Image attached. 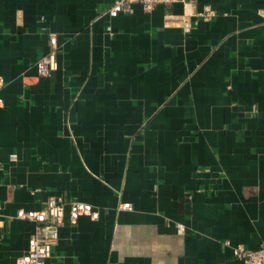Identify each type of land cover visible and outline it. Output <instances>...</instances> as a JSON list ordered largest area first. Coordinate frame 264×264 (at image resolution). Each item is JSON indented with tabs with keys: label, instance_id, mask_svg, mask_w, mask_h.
I'll use <instances>...</instances> for the list:
<instances>
[{
	"label": "crops",
	"instance_id": "0c3cea01",
	"mask_svg": "<svg viewBox=\"0 0 264 264\" xmlns=\"http://www.w3.org/2000/svg\"><path fill=\"white\" fill-rule=\"evenodd\" d=\"M113 1L0 0V264L51 196L47 264H243L264 242V0Z\"/></svg>",
	"mask_w": 264,
	"mask_h": 264
},
{
	"label": "built area",
	"instance_id": "2783aa9c",
	"mask_svg": "<svg viewBox=\"0 0 264 264\" xmlns=\"http://www.w3.org/2000/svg\"><path fill=\"white\" fill-rule=\"evenodd\" d=\"M189 0H114L108 9L110 16H117L120 13H132L133 4H140L147 13L153 11L158 4H173L175 2L186 3ZM199 17L210 20L215 11L210 5H205L202 10L197 12ZM55 41V36L50 35ZM39 76H47L57 67L55 52L42 57L37 63ZM90 211L89 206L76 203L71 212V218L75 219L80 212ZM36 221L37 229L34 237L31 239L30 250L20 256L17 264H47L52 255V248L58 238V226L64 218V207L61 199L57 196H51L48 200V206L42 211L22 214ZM179 231H184L185 227L178 224ZM234 255L242 260L243 264H264V242L256 249H250L243 245H237L233 249Z\"/></svg>",
	"mask_w": 264,
	"mask_h": 264
}]
</instances>
